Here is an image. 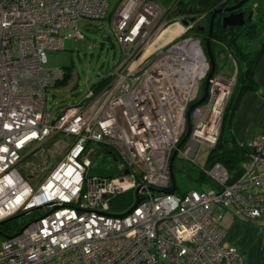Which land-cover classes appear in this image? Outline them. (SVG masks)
Segmentation results:
<instances>
[{
  "label": "built area",
  "instance_id": "built-area-1",
  "mask_svg": "<svg viewBox=\"0 0 264 264\" xmlns=\"http://www.w3.org/2000/svg\"><path fill=\"white\" fill-rule=\"evenodd\" d=\"M107 9L108 0H0V222L40 214L5 236L0 264H243L236 248L221 245L219 221L231 209L264 222V132L251 139L237 177L218 162L198 166L199 152L218 140L231 83L214 71L204 102L187 118L210 69L201 41L184 36L195 24H183L191 14L172 17L173 6L121 0L110 23L121 61L108 81L81 102L47 111L46 92L66 74L43 66L47 53L63 48L62 31L81 37L79 21L104 19ZM175 24L182 30L157 44ZM57 133L71 144L32 186L18 168L23 151ZM94 143L114 153L120 176L88 174ZM183 145L208 188L178 195L169 193V165ZM136 188L137 206L113 211L126 192L133 204Z\"/></svg>",
  "mask_w": 264,
  "mask_h": 264
},
{
  "label": "rangeland",
  "instance_id": "rangeland-1",
  "mask_svg": "<svg viewBox=\"0 0 264 264\" xmlns=\"http://www.w3.org/2000/svg\"><path fill=\"white\" fill-rule=\"evenodd\" d=\"M121 0H108L107 14L101 20L81 19L78 29L81 37L67 36L66 31H62L65 36L63 48L58 51L48 52L47 61L43 66L45 68H63L69 72L68 81L65 84L58 85L56 88L49 89L46 92L47 111L54 113L71 104L81 102L87 95L90 88L101 80H108L111 71L121 61V51L111 30L112 15ZM262 18H257L256 32L259 38L264 35V11L262 5L264 0H254ZM257 12V10H256ZM257 17L254 14V18ZM174 23V21L172 22ZM174 26V25H173ZM186 32L185 34H187ZM190 36L196 37L193 34ZM184 36L178 38L181 39ZM186 38V37H185ZM199 38V36H197ZM257 38L255 42L249 43V50L257 47L261 42ZM167 40V39H166ZM166 42V41H165ZM161 44V43H160ZM203 46V44H202ZM205 51V50H204ZM206 54V53H205ZM218 59L223 63L221 71L218 73L222 78L229 81L230 91L235 83V59L232 52L228 49L226 52L217 53ZM206 62H208L206 56ZM209 64V62H208ZM221 65V64H220ZM208 72V70H207ZM205 78L200 82L203 83ZM64 81V80H63ZM101 81L100 83H103ZM200 85V91L202 90ZM228 102V100H227ZM227 104V103H226ZM223 134L225 135V123ZM33 143L29 148L23 151V158L18 168L21 175L32 185L37 186L45 179L49 170L60 160L67 152L71 144L70 137H65L61 133L53 134L40 145ZM94 151L88 156L91 166L88 169L90 176L118 177L121 175L117 162L114 157L103 150V146L94 143ZM185 145L180 148L173 160V176L175 180V193L181 194L193 188H199L197 178L198 167L187 159L182 153ZM37 148L36 150H33ZM33 150V151H32ZM34 152H37L33 155ZM209 150L200 151L197 158V164L200 167H207L206 158ZM201 176V175H200ZM205 179V178H204ZM203 189L208 188L207 184H202ZM119 200H124L120 197ZM124 209L119 212H124ZM18 214V213H17ZM38 211H31L0 223V247L5 240V236L17 232L26 223L39 217ZM224 220V219H223ZM44 264H53L47 262Z\"/></svg>",
  "mask_w": 264,
  "mask_h": 264
},
{
  "label": "trees",
  "instance_id": "trees-1",
  "mask_svg": "<svg viewBox=\"0 0 264 264\" xmlns=\"http://www.w3.org/2000/svg\"><path fill=\"white\" fill-rule=\"evenodd\" d=\"M236 1L237 0H176L170 4V6H173L170 15L176 17L179 15L195 13L200 18L199 26L204 27L207 36L208 23L212 11L220 5L233 4ZM256 22L253 24L251 30H237L228 34L222 32L221 34H215L214 32L216 30L213 28L210 40V47L213 54L226 52L228 49L232 52L235 59L236 73L235 83L223 113L219 137L215 146L207 154L206 165L211 166L218 162L232 174L233 178L239 175L241 163L245 160L250 149L247 145H239L231 138L229 131L230 120L243 94L247 91H259L258 86L254 82L253 73L264 50V35L259 38L260 36L255 34L258 24V22ZM196 27L197 25L192 27L186 35L193 34L194 36H198ZM257 38H259L261 42L258 43L257 47L252 46V49L249 50V43L255 42ZM201 44H203L204 47V43L202 42ZM68 78L69 72L66 70L64 81L60 82L58 85L65 84L68 81ZM101 81L104 82L100 83ZM101 81L95 84L94 87H99L105 84L108 80ZM224 123L225 135L223 134ZM103 150L111 154L115 159L114 153L109 149L103 148ZM198 177L199 179L196 180L199 184L206 183V180L202 175L200 176L199 174ZM200 188L203 189V186H200ZM120 197H124V200H119ZM131 204L132 195L130 192H126L115 199L112 208L113 211L119 212L122 209L127 210Z\"/></svg>",
  "mask_w": 264,
  "mask_h": 264
},
{
  "label": "crops",
  "instance_id": "crops-1",
  "mask_svg": "<svg viewBox=\"0 0 264 264\" xmlns=\"http://www.w3.org/2000/svg\"><path fill=\"white\" fill-rule=\"evenodd\" d=\"M155 1L161 7L167 8L176 0ZM256 9L259 11L261 7ZM174 36L166 32L156 43H164ZM253 79L259 91L245 92L230 120L231 138L239 145L248 146L253 137L264 132V50L255 66ZM219 226L225 231L221 245L236 248L242 254L243 264H264V222L246 221L235 217L231 209H227L219 221Z\"/></svg>",
  "mask_w": 264,
  "mask_h": 264
},
{
  "label": "water",
  "instance_id": "water-1",
  "mask_svg": "<svg viewBox=\"0 0 264 264\" xmlns=\"http://www.w3.org/2000/svg\"><path fill=\"white\" fill-rule=\"evenodd\" d=\"M248 1L249 0H239L234 5H230V6H226V7H218V8H216V9H214L212 11V13L210 15V18H209V23H208V33H207V37H206V40H205V43H204V50H205L208 62L210 64L209 65L210 69H209V72L207 74V78H206V81H205V84H204V87H203L202 96L195 103L191 104L188 107L187 112H186L187 118L189 117L190 111L194 107H196V106H198V105H200V104H202L204 102V100L206 98V95H207L208 80L210 79V77L212 76V74L214 72L215 64H214V59H213V55H212V52H211L210 39H211L214 19H215L216 15L218 13H223V12L227 13V14H224V15H222L220 17V24H221V27L223 29H226V28H241L244 25V22H245L244 12L243 11H237V10L240 9ZM199 21H200V18L198 17V15H194V16L188 17L186 20H184L183 24H187L189 22L198 23ZM196 28L198 30H200V31H202L204 29V27L199 26V24L197 25ZM189 132H190V124L188 123L187 131L185 133V136L182 138L181 143L186 139V137L188 136ZM181 143L179 144V146L181 145ZM175 154H176V151L173 152V155L170 158L169 169H170V180H171V186L172 187H171L169 193H173L174 190H175V180H174L173 171H172V161H173V159L175 157ZM125 173H126V171H125ZM138 190H139V188H136L134 193H133L134 197H135L134 203L128 208V210L125 213H123V215L131 212V210L134 209L137 206V204L141 201V198L138 197ZM123 215H119V216H123ZM18 216H20V215H16L14 217H10V218H8L6 220L1 221L0 223H3L5 221H7V220L13 219V218L18 217Z\"/></svg>",
  "mask_w": 264,
  "mask_h": 264
},
{
  "label": "flooded vegetation",
  "instance_id": "flooded-vegetation-1",
  "mask_svg": "<svg viewBox=\"0 0 264 264\" xmlns=\"http://www.w3.org/2000/svg\"><path fill=\"white\" fill-rule=\"evenodd\" d=\"M239 0H237L235 3L233 4H223V5H220L218 7H226V6H230V5H234L238 2ZM217 7V8H218ZM256 7H257V4H255L254 0H249L248 2H246L240 9H238L237 11H243L244 12V19H245V22H244V25L241 27V28H226V29H223L221 27V24H220V17L224 14H227L225 12L223 13H218L214 19V24H213V28H215V34H221L224 33V34H228V33H232L233 31H245V30H251L253 24L257 21V18L259 17L260 19L262 18V15H260V13L258 14V11L256 12ZM216 9V8H215ZM254 14L255 17L254 18ZM192 16L196 15L195 13H191ZM192 23H195V25H198L200 24L199 22L196 23V22H192ZM257 23V22H256ZM197 29V28H196ZM197 31V35L199 36V40L201 41V43H205V40H206V31L205 29H203L202 31L200 30H196ZM213 32V30H212ZM184 36H189V35H184ZM197 37V36H196ZM211 40V39H210ZM212 52V51H211ZM213 59H214V64H215V68H214V71H220L221 70V67H222V62L218 59V54L215 53L213 54ZM221 64V65H220ZM210 65V64H209ZM236 73V71H235Z\"/></svg>",
  "mask_w": 264,
  "mask_h": 264
},
{
  "label": "bare ground",
  "instance_id": "bare-ground-1",
  "mask_svg": "<svg viewBox=\"0 0 264 264\" xmlns=\"http://www.w3.org/2000/svg\"><path fill=\"white\" fill-rule=\"evenodd\" d=\"M181 30H182L181 25H180V24H175L174 26L165 29V30L162 32V34L160 35V37H162V35H163L164 33H166V32H170V33H171V36H174V35L178 34ZM151 50H152V45H150V46L146 49V51H145V55H146L148 52H150ZM200 59L203 60L202 57H200ZM204 69H205V64H203V62H202V71H204ZM216 110H217V107H216Z\"/></svg>",
  "mask_w": 264,
  "mask_h": 264
}]
</instances>
